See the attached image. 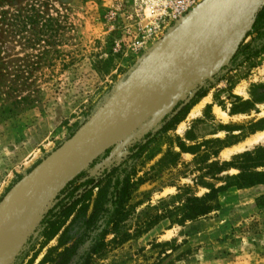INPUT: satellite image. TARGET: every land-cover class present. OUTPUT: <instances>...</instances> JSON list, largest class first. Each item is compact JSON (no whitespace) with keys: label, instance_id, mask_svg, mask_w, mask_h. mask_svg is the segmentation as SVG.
Here are the masks:
<instances>
[{"label":"rangeland","instance_id":"rangeland-1","mask_svg":"<svg viewBox=\"0 0 264 264\" xmlns=\"http://www.w3.org/2000/svg\"><path fill=\"white\" fill-rule=\"evenodd\" d=\"M221 1L201 0L188 14L173 19L163 12L167 0H2L0 202L120 92L193 47L202 32L210 30ZM200 105L199 113L192 114ZM183 106L181 121L127 164L145 183L125 206L131 213L124 232L134 234L156 215L162 200L170 201L186 189L203 197L209 186L222 187L225 177L238 174L232 169L217 180L206 176L200 184L196 178L202 172L195 170L198 156L193 154L181 155L175 165H161L169 150L180 152L178 140L187 147L220 140L227 146L216 159L221 165L264 148V140L246 144L264 134V5L228 65L212 76L193 78L80 175L95 178L119 166L135 143ZM126 123L118 128L121 133ZM235 148L228 157L223 155ZM209 149L202 146L199 156ZM262 199L263 185L222 192L218 210L208 217L182 226L164 220L122 243L109 236L90 264H264ZM55 202L56 197L27 216L0 242L2 250L15 235L21 236L7 264L13 263ZM89 248V243L80 247L70 264H78Z\"/></svg>","mask_w":264,"mask_h":264},{"label":"trees","instance_id":"trees-1","mask_svg":"<svg viewBox=\"0 0 264 264\" xmlns=\"http://www.w3.org/2000/svg\"><path fill=\"white\" fill-rule=\"evenodd\" d=\"M185 110L186 106H183L166 116L154 133H148L128 150V156L119 166L95 178L84 179L80 175L70 183L56 197L55 205L43 216L12 264H34L43 251L45 254L38 264H70L77 256L78 249L88 243L90 248L78 264H90L91 258L103 251L109 236L114 237V243H122L143 235L164 220L182 226L216 212L218 195L222 192L264 186V172L260 171L264 169V148L245 152L236 156L232 163L221 165L216 159L227 146L220 140L193 147H187L178 140L180 152L169 150L160 161L161 165H175L181 155L193 154L198 156L194 162L195 170L202 172L196 178L200 184L206 176L217 180L219 175L232 169L237 170L238 174L225 177L222 187L209 186L210 192L203 197L191 195L190 190L186 189L170 198V201L162 200L154 210L156 215L142 223L134 234L124 232L131 213L125 206L137 188L145 183L144 179L137 178L136 172L128 168L127 164L139 159L158 136L171 131L181 121ZM204 145L210 149L201 157L199 150ZM53 242L55 245L50 247ZM30 255L31 259L25 262Z\"/></svg>","mask_w":264,"mask_h":264},{"label":"water","instance_id":"water-1","mask_svg":"<svg viewBox=\"0 0 264 264\" xmlns=\"http://www.w3.org/2000/svg\"><path fill=\"white\" fill-rule=\"evenodd\" d=\"M264 0H231L209 31L180 57L150 71L102 107L67 142L17 182L0 202V237L57 197L113 142L151 112L160 93L220 72L236 55ZM189 83V82H188ZM171 93V92H168ZM176 92L163 100L167 101ZM127 122V123H126ZM124 123V132L118 128Z\"/></svg>","mask_w":264,"mask_h":264},{"label":"bare ground","instance_id":"bare-ground-1","mask_svg":"<svg viewBox=\"0 0 264 264\" xmlns=\"http://www.w3.org/2000/svg\"><path fill=\"white\" fill-rule=\"evenodd\" d=\"M204 24V23H203ZM158 61V60H157ZM159 63V62H158ZM195 78V77H191V78H188L189 80L186 81V82H183L181 84H178L176 86H174V88H171L170 90H166V91H163L162 93H160L159 97L155 98L154 102L152 103L151 105V108L154 109L156 108L160 103L163 102V100L166 98L167 95L169 94H172L174 92H177L181 87L187 85L188 82H191L192 79ZM168 92H171V93H168ZM203 105V104H202ZM200 105L198 108L196 107V109L194 110V112L192 114H197L199 113V108L202 106ZM195 116V115H194ZM264 140V134H260V135H257V136H254L252 137V139H250L249 141L246 142L247 145H252V144H257L259 143L260 141H263ZM261 143V142H260ZM262 144V143H261ZM259 145V144H258ZM243 148V145L242 146H239L238 150L239 149H242ZM237 148L235 149H231V150H227V151H224L223 152V155L224 156H227L229 154H231L233 151H235ZM247 149V148H245ZM237 151V150H236ZM228 157V156H227ZM31 215V214H30ZM26 220V218L24 219ZM23 220V221H24ZM22 222V221H21ZM18 225V224H17ZM14 226L13 229H11L8 233H6L5 235H3L2 237H0V242L5 239V236L10 234L16 227ZM15 233V232H14ZM17 233V232H16ZM15 233V234H16ZM13 234V235H15ZM2 238V239H1ZM21 236L20 235H15L11 240H9L7 243H5V246L4 244H2L4 246V248L2 250H0V264H7L10 259L12 258V256L14 255V253L17 251L19 245H20V242H21ZM2 243V242H1ZM22 243V242H21ZM1 245V246H2ZM2 248V247H1Z\"/></svg>","mask_w":264,"mask_h":264},{"label":"built area","instance_id":"built-area-1","mask_svg":"<svg viewBox=\"0 0 264 264\" xmlns=\"http://www.w3.org/2000/svg\"><path fill=\"white\" fill-rule=\"evenodd\" d=\"M200 1L201 0H167L163 12L167 14L169 18H181L188 14L193 7L198 6Z\"/></svg>","mask_w":264,"mask_h":264},{"label":"crops","instance_id":"crops-1","mask_svg":"<svg viewBox=\"0 0 264 264\" xmlns=\"http://www.w3.org/2000/svg\"><path fill=\"white\" fill-rule=\"evenodd\" d=\"M231 0H222L221 1V3H219V5H218V7H219V9H218V14L216 15V18L214 19V21H213V23H212V25H214V23L218 20V18L222 15V13L224 12V10L226 9V7H227V5L229 4V2H230ZM212 25H211V27H212ZM207 32V30H204L203 32H202V35H204L205 33ZM199 36V35H198ZM197 36V37H198Z\"/></svg>","mask_w":264,"mask_h":264}]
</instances>
